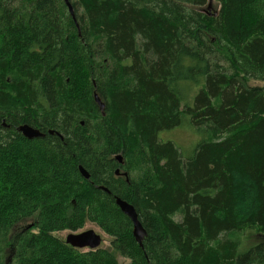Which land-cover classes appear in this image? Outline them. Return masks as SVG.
Returning a JSON list of instances; mask_svg holds the SVG:
<instances>
[{
    "label": "trees",
    "instance_id": "16d2710c",
    "mask_svg": "<svg viewBox=\"0 0 264 264\" xmlns=\"http://www.w3.org/2000/svg\"><path fill=\"white\" fill-rule=\"evenodd\" d=\"M215 1L0 0V264H264V0Z\"/></svg>",
    "mask_w": 264,
    "mask_h": 264
},
{
    "label": "water",
    "instance_id": "95a60500",
    "mask_svg": "<svg viewBox=\"0 0 264 264\" xmlns=\"http://www.w3.org/2000/svg\"><path fill=\"white\" fill-rule=\"evenodd\" d=\"M63 1L66 4L67 8L69 9L71 16L75 18L74 8L70 0H63ZM95 100L97 104L100 106L101 110H104V103L99 99L97 95H95ZM18 130L27 139H37V138L44 137V134L40 130L35 129L29 125H22L18 128ZM49 133L53 134L54 132L50 131ZM117 160L120 163L123 162L121 155L117 157ZM80 172H81V175L86 180L90 179V174L83 167H80ZM116 174L117 175L120 174V169L117 170ZM123 176H125L128 180L127 173H124ZM100 189L104 190L107 193H110V191L106 187H100ZM115 200H116V205L118 206V208L121 210V212H123L131 220L133 224V236L135 240L140 246H143V241L147 236V231L143 227L139 219V214L136 211L135 207L120 197L116 196ZM65 241L71 247L79 249V250H85V249L96 250V249H99L103 243L101 235L96 233L94 230H88V231H84L78 234L77 233L68 234Z\"/></svg>",
    "mask_w": 264,
    "mask_h": 264
},
{
    "label": "rangeland",
    "instance_id": "374dc122",
    "mask_svg": "<svg viewBox=\"0 0 264 264\" xmlns=\"http://www.w3.org/2000/svg\"><path fill=\"white\" fill-rule=\"evenodd\" d=\"M220 6L219 4L215 1V0H209V2L203 7L201 8L199 11H201L202 13H204L205 15H208L210 17L213 16H218L219 15V11H220ZM251 85L255 86V85H261V83H254L251 82ZM161 139H164L166 141H173L175 145H177L181 151L183 152V154L185 156L189 155L195 145L199 142V137L193 135V131L191 129L190 126L188 127H181L178 129H174L171 131H167L164 132L162 134H160ZM163 137V138H162ZM172 138V139H171ZM175 219L177 221L182 219V215H176ZM88 230H94L96 233H98L99 235H101L103 243H102V248H108L110 246V242L111 239L109 238L108 235H106L104 232H102L96 225L93 224H87L82 230L77 231V232H71V231H64V232H60L57 234L58 237L62 238V239H66L68 234L71 233H81L84 231H88ZM246 235V240H249V243H255L256 241V237L255 235ZM248 238V239H247ZM253 238V239H252ZM84 252H87L89 250L85 249L83 250Z\"/></svg>",
    "mask_w": 264,
    "mask_h": 264
},
{
    "label": "flooded vegetation",
    "instance_id": "af4514ba",
    "mask_svg": "<svg viewBox=\"0 0 264 264\" xmlns=\"http://www.w3.org/2000/svg\"><path fill=\"white\" fill-rule=\"evenodd\" d=\"M117 172V171H116ZM125 172H120V174L119 175H122L123 176V174H124ZM118 176V175H117ZM125 177V176H124ZM88 250V249H87Z\"/></svg>",
    "mask_w": 264,
    "mask_h": 264
},
{
    "label": "bare ground",
    "instance_id": "6f19581e",
    "mask_svg": "<svg viewBox=\"0 0 264 264\" xmlns=\"http://www.w3.org/2000/svg\"><path fill=\"white\" fill-rule=\"evenodd\" d=\"M203 8V7H202ZM220 14V13H219ZM117 160V159H116ZM101 248V247H100Z\"/></svg>",
    "mask_w": 264,
    "mask_h": 264
}]
</instances>
